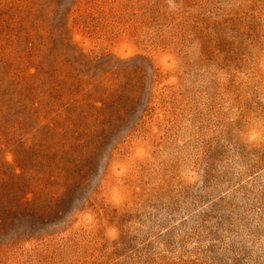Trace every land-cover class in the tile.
<instances>
[{
    "label": "rangeland",
    "instance_id": "rangeland-1",
    "mask_svg": "<svg viewBox=\"0 0 264 264\" xmlns=\"http://www.w3.org/2000/svg\"><path fill=\"white\" fill-rule=\"evenodd\" d=\"M0 264H264V0H0Z\"/></svg>",
    "mask_w": 264,
    "mask_h": 264
}]
</instances>
